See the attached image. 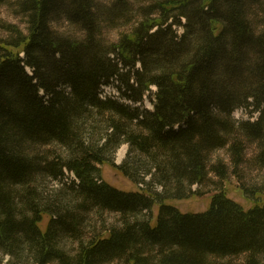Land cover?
Segmentation results:
<instances>
[{
    "label": "trees",
    "instance_id": "1",
    "mask_svg": "<svg viewBox=\"0 0 264 264\" xmlns=\"http://www.w3.org/2000/svg\"><path fill=\"white\" fill-rule=\"evenodd\" d=\"M134 2L143 4L18 0L26 32L2 25L11 36L0 39V254L6 264H264L257 192L244 187L250 209L225 191L204 213L167 204L196 195L212 173L228 178L229 165L211 163L217 151L228 150L237 174L253 144V166L264 170V0L150 1L118 42L106 41L102 25L130 22ZM61 21L83 37L60 33ZM113 85L119 99L103 96ZM153 87V110L137 106ZM239 109L258 117L237 121ZM50 145L61 153L39 150ZM105 164L135 184L150 176L162 192L120 191L102 179ZM66 172L71 200L46 204L40 181ZM93 210L121 225L85 241ZM62 236L79 242L75 254Z\"/></svg>",
    "mask_w": 264,
    "mask_h": 264
},
{
    "label": "rangeland",
    "instance_id": "2",
    "mask_svg": "<svg viewBox=\"0 0 264 264\" xmlns=\"http://www.w3.org/2000/svg\"><path fill=\"white\" fill-rule=\"evenodd\" d=\"M18 0H11L6 4H0V39H7L10 37V33L7 32L2 25L12 24L20 27L26 32V24L23 16L19 13V7L17 6ZM99 3H108L111 0H97ZM146 1V2H145ZM150 1L155 0H141V3L148 5ZM14 2V3H13ZM140 2H134L135 12L131 14L130 22L121 24L117 29H110L107 25H102V37L106 41L118 42L122 34L127 33L133 26H135L140 20V16L137 13V9ZM2 23V24H1ZM55 28L62 33L70 37L82 38L83 34L78 28L68 25L66 22L61 21L55 25ZM117 85L103 87V96H112L120 98L119 92L116 88ZM157 89L152 88L151 92L148 93L142 103L137 104L141 108L153 110V103L155 102V94ZM258 115H250L249 111L245 109H239L233 114V118L237 121L255 120ZM41 153L49 154H60L61 149L58 145H50L39 149ZM257 147L253 144H247L246 150V162L240 166L239 172L234 174L231 157L227 149H223L213 153L211 157V163H216L218 160H222L229 165L228 178L221 180L217 175L210 174L206 183L203 185H196L192 189L197 194L189 197L188 199L177 201L170 200L167 202L168 205L178 208L182 213L185 214H197L207 212L212 205V197L219 192L225 191L227 196L242 205L245 209H250L255 204V197H248L244 192V187L250 188L254 192L259 194L260 202L264 205V170H259L253 166L252 160L257 154ZM129 153V146L123 145L116 153L114 163L118 166H122L127 161V155ZM137 155V154H136ZM138 156V155H137ZM139 157V156H138ZM101 177L104 181L111 184L120 191L132 193L139 192L140 190L152 189L153 192H162L161 186L151 184V177L147 176L144 181L139 184H135L130 179L125 177L120 171L114 169L109 164L100 165ZM143 173V171H142ZM67 179L54 180L52 178L43 179L39 183V192L42 198L47 199L46 204H50L58 196L62 197L64 201H70L71 195L69 187L71 186L72 180H75L73 174L66 172ZM142 179V177H141ZM68 204V203H66ZM155 213L159 211V207L156 206ZM121 225L120 215L112 212H98L93 210L86 214L84 222L81 225L82 236L85 241H89L97 234H102L106 230L112 227H119ZM60 246L71 254H75L78 250L79 242L75 238L70 236L60 237ZM10 260L9 256H2L0 254V263L6 264ZM233 264H240L241 259H234Z\"/></svg>",
    "mask_w": 264,
    "mask_h": 264
}]
</instances>
